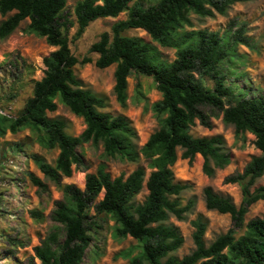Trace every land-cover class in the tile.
I'll list each match as a JSON object with an SVG mask.
<instances>
[{"label": "trees", "instance_id": "1", "mask_svg": "<svg viewBox=\"0 0 264 264\" xmlns=\"http://www.w3.org/2000/svg\"><path fill=\"white\" fill-rule=\"evenodd\" d=\"M138 0H80L73 8L78 40L87 27L98 19L127 18L113 24L111 34L104 32L88 50L98 58V69L115 66L113 92L117 103L127 101V80L132 73L151 78L161 99L151 106L158 129L145 144L136 150L132 139L136 131L123 115L102 112L103 98L89 89L75 75L78 64L92 63L85 56L78 60L70 51L67 33L73 24L66 13L67 0H0V40L9 37L19 25L28 20L25 32L44 38L49 47L56 48L42 59L43 77L32 81V96L24 102L14 119L0 118V136L7 131L16 134L28 129L37 145L45 150H58L53 165L40 156L27 155L44 178L62 192L63 198L54 203L51 220L58 224L49 235L33 248L29 264H81L92 242L91 233L99 229L94 217L107 216L114 222V237H130L138 245L120 253L127 264H264V216L244 225L249 208L264 201V185L252 190L264 175V156L253 157L242 171L224 178V184H237L241 202L235 206L229 197L215 193L210 187L203 190L206 210L229 215L231 227L206 245L207 223L198 217L191 223L195 249L181 259L170 256L184 243L177 228L165 225L170 216L177 220L191 209L192 201L181 207L177 199L187 186L174 179L172 167L180 158L192 162L198 155L203 160L202 172L213 177L216 170L230 164L222 137L195 138L190 129L198 123L210 129L212 119L221 115L224 123L235 129L236 135L248 133L254 137L255 148L264 154V96L236 95L226 85L223 67L232 63L238 46L253 49L251 39L240 27L234 30L231 22L224 35L207 30H187L190 16L213 18L225 16L228 9L243 0H157L144 7ZM133 3L131 6L130 4ZM142 30L153 43L175 51L168 63L159 50L139 37L121 36L127 30ZM212 87L204 85L205 80ZM57 103L66 107L85 125L78 137L65 131L59 118H49ZM88 142L101 144L105 159L119 157L136 164L143 159L147 167H138L130 174L112 178L105 163L94 174H87L81 190L63 185L75 171L86 169L79 148ZM17 150L23 151L16 146ZM150 170L147 179L146 171ZM33 186L42 191L47 186L30 174ZM147 195L142 203L133 204L142 191ZM103 194L102 199L97 201ZM33 217H40L32 212ZM245 229L237 237V233ZM62 236V239L60 237ZM138 253L134 255V252Z\"/></svg>", "mask_w": 264, "mask_h": 264}, {"label": "rangeland", "instance_id": "2", "mask_svg": "<svg viewBox=\"0 0 264 264\" xmlns=\"http://www.w3.org/2000/svg\"><path fill=\"white\" fill-rule=\"evenodd\" d=\"M80 0H67L66 13L73 24L69 27L67 37L71 53L81 60L87 56L92 63L75 67V75L82 82L83 88L91 90L105 101L102 112L112 115L125 116L136 131L132 139L134 147L139 150L149 136L158 129V122L153 116L151 106L161 99L156 91L151 78H146L132 73L127 83V101L124 107L120 106L115 98L113 87V73L115 66L106 69H98L94 62L98 58L96 54L88 53L90 46L99 40L102 33L111 34V27L118 21L125 20L127 13L120 14L117 18L98 19L91 23L84 34L78 40H73L76 32L73 8ZM157 0H138L144 7L155 4ZM133 3L130 4V6ZM3 18L0 16V22ZM236 22L234 30L243 27L245 35L253 44V49L238 46L232 63L223 67L226 76L225 82L236 95L245 94L246 97L254 95L264 96V0H243L232 5L225 16L215 15L213 18H200L190 16L191 27L187 30H207L224 35L231 22ZM28 20L22 22L19 27L6 39L0 40V118L14 119L23 108L27 98L32 96V81H39L43 77L44 66L42 59L48 56L56 48L49 47L44 38L31 32H25ZM121 36L139 37L145 42L155 46L161 59L172 62L175 59V51L162 48L153 43L149 36L142 30H127ZM204 85L211 88L212 82L205 80ZM49 118H59L66 124V133L72 137H78L85 129L81 118L74 116L69 110L57 103V110L48 113ZM190 134L195 138L220 136L225 143V151L230 155V164L222 170H216L213 177H207L202 172L203 160L196 156L192 162L180 158L172 167L176 182L184 184V190L177 199L180 206L184 207L192 201L191 209L184 215V219L177 220L170 216L165 225L178 229L184 243L180 249L170 254L178 259L189 255L195 246L192 240L194 229L191 225L198 217L207 223L204 235L206 245L211 244L218 236L223 235L231 227L229 215H220L215 211H208L204 205L203 190L210 187L215 193L229 197L235 206L241 202V190L237 184H224V178L240 172L253 157L262 154L254 146V137L248 133L236 135L232 125L222 121L221 115L212 119V127L206 129L196 123L190 129ZM23 151L17 150L18 146ZM22 152L27 155H38L47 164L53 165L58 155V150H45L35 142L34 135L28 130H22L16 134L9 131L0 136V264H29L33 258V248L38 246L55 227L58 226L51 220L54 203L63 198L62 192L44 178L33 161L28 158L26 171L17 175L7 169L5 161L9 155ZM26 152V153H25ZM82 153L86 169L75 171L70 178L62 180L63 185H74L83 190L87 174H94L101 163L107 166V172L112 178L120 174H130L138 167H147V163L141 159L139 163H128L119 157L105 159L101 144L92 142L83 144L79 148ZM150 170L146 171V179ZM30 174L39 178L47 190L42 191L33 186ZM264 185V175L256 181L252 190ZM147 195L145 186L134 198L133 204L143 202ZM101 194L97 201L102 199ZM32 212H38L40 217H33ZM90 216L94 217L99 229L91 233L92 242L87 249L81 264H127V260L120 257V253L136 248L138 243L127 237L118 239L114 237V222L107 216H96L93 208ZM264 216V201H259L249 208L245 216L244 225L249 221ZM245 229L237 233V237L243 234ZM62 239V236L60 237ZM138 250L134 252V255ZM37 264L39 262L35 260Z\"/></svg>", "mask_w": 264, "mask_h": 264}, {"label": "built area", "instance_id": "3", "mask_svg": "<svg viewBox=\"0 0 264 264\" xmlns=\"http://www.w3.org/2000/svg\"><path fill=\"white\" fill-rule=\"evenodd\" d=\"M1 115H5L3 112H0ZM27 156H25L22 152H17L13 155H9L7 160L5 161V166L7 169L15 172L17 175L23 174L26 171L27 167Z\"/></svg>", "mask_w": 264, "mask_h": 264}]
</instances>
